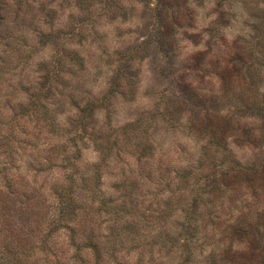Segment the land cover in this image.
I'll list each match as a JSON object with an SVG mask.
<instances>
[{
    "label": "rangeland",
    "instance_id": "rangeland-1",
    "mask_svg": "<svg viewBox=\"0 0 264 264\" xmlns=\"http://www.w3.org/2000/svg\"><path fill=\"white\" fill-rule=\"evenodd\" d=\"M0 13L23 53L6 75L16 87L14 108L0 114V140L6 137L0 141V172L5 162L10 191L14 184L25 189L35 178L45 188L65 179L57 167L32 169L29 160L47 147L42 137L35 146L21 145L10 161L2 154L7 123L24 115L17 104L26 101L27 81L44 74L42 61L65 58L63 71L76 83L58 99L46 100L48 117L60 125L52 136L46 130V140L80 147L78 167L86 177L92 163L107 155L95 200L124 203L144 235L142 245L156 243L151 261L145 249L139 256L141 247L127 240L120 263L177 264V233L190 225L208 238L192 252L191 264H221L219 257L224 264H264V117L254 107L259 102L258 113H264V0H0ZM248 72L260 78L246 86L240 74ZM88 103L94 112L82 130L80 113ZM24 117L23 123L33 124ZM245 131L255 135V144L237 136ZM211 133L224 138L239 161L227 162L238 168L233 181L221 174L227 164L219 160L223 146L208 142ZM145 144L150 157L141 155ZM0 182V226L4 221L6 242L15 248L27 239L16 238L18 198ZM151 229L176 236L175 244L159 246L163 241L152 238ZM61 235L64 244L66 234Z\"/></svg>",
    "mask_w": 264,
    "mask_h": 264
},
{
    "label": "trees",
    "instance_id": "trees-1",
    "mask_svg": "<svg viewBox=\"0 0 264 264\" xmlns=\"http://www.w3.org/2000/svg\"><path fill=\"white\" fill-rule=\"evenodd\" d=\"M18 4L19 8H21L22 4ZM16 15H19V10L16 11ZM7 19L0 13V114L6 108H14L11 106L10 99L16 87L7 81L6 75L8 73L7 69L14 68L11 66L12 63L22 59L23 54H18L13 39L9 35V22ZM64 59L52 57L50 62L42 61L39 65L43 69L44 74L40 75L38 80L30 79L27 81V83L29 82L27 87L29 92L27 93L26 101L18 103L17 108L21 109L24 115H28V119L33 124L30 122L27 124L23 123V119H26L24 115L13 117L7 123V125H10L8 126L7 136L9 139L7 140V151L2 154H6L7 160L10 161L12 159L11 156L20 149L21 145L30 144L35 146V143L37 144L36 140H40V137H42L43 144L45 143L47 147L39 149L35 147L38 149L36 151L37 155L33 157V161L29 160L31 165H33L32 169L35 170V173H39L45 168L57 167L59 172L64 173L65 179L63 181L55 180L45 188L41 182L37 181L38 183H34L37 179L35 178L31 182L32 184L25 183L23 186L26 187L25 189L20 187V185L14 184V190L10 191L9 186L11 185L7 178L10 168L3 162L4 167L0 172V180H5V187L8 186L6 192L9 191L8 193H13L18 198L15 206V214L17 216L16 238L25 234L27 239H25V244L23 241H19L15 248L10 246V243L6 242L5 239V222L3 221L0 226V264H130L129 261L125 262L124 260L120 263L123 257L121 249L127 246V240H130L135 247H141L139 256L142 255V250L145 249L149 254L148 260L154 261L151 251L156 243L151 241L146 245V248L145 244L142 245L145 242L144 235L138 232V226L135 225L137 223H132L129 220L130 211L125 210L124 203H110V199L103 196L95 200L94 192L98 190L102 183V169L108 167L106 163L107 155L104 161L92 163L93 173L91 176L93 179L91 181L89 180L91 176L88 175L86 177L83 170L78 167L82 154L80 147H65L62 140L58 138L46 140L48 139L47 131L52 136L57 128L60 127L54 118L48 117L49 108L46 100L58 99L62 96L65 89H72L76 83L73 74L69 70L68 73L63 71ZM259 78V74L255 72H252V74L250 72L240 74V79L246 86ZM4 87L6 88L3 89ZM254 107L256 114L264 117V113H258L263 109L259 102L255 103ZM93 110L94 107L90 103L81 109L80 115H82L79 122L82 125V130H86L87 119L92 117ZM38 111L43 113L39 117L31 119L33 114ZM75 119H69L71 131L73 130ZM262 128L264 129V126ZM237 136L247 137L250 142L252 139V143L255 144V135L253 134L252 136L249 131L243 132L242 135L237 133ZM1 140H6V137H2ZM67 140H70V138L65 139V141ZM208 142L223 146L218 147L223 150L219 157L221 162L239 163L226 145L223 144L225 143L224 138L220 135L216 136L211 133ZM3 145L0 144V148L5 147ZM140 148L142 156H146L149 153V157L152 155L151 151L148 152L151 150L148 145L145 144ZM221 162H218L217 165L220 166ZM243 169L251 171L257 168L244 167ZM221 170H223L221 172L223 176H230L231 179H234L238 174L237 166L232 167L228 163ZM261 171L262 167L258 165V174ZM77 175L78 177L76 178ZM129 177H133V174ZM133 178L137 179L136 177ZM218 183L220 184L221 181H218ZM2 195L0 194V197ZM150 216L151 214L145 215L144 220H147ZM151 218L156 220V217ZM122 219L123 221H121ZM104 223L107 226L102 228ZM23 228H25V231ZM183 228L177 233L179 241H182L178 247V252L180 253V250L182 252L179 254L181 257L177 264H191L192 252L202 249L203 243L208 238L201 239L203 234L199 236L197 231L190 225L188 226V231H186V227ZM151 230V232L155 230L154 234L151 235L152 238L160 240V242L163 241L159 246L165 247L168 243L172 246L175 244L176 236H169L167 231L161 229ZM61 233L66 234L64 244L59 241L60 236H62ZM105 233L108 234L104 235ZM104 238H106L105 242L102 241ZM24 245H26L25 249ZM237 256L238 254L234 252L233 257ZM216 261L224 264L226 260L219 257L216 258ZM136 264H143V262L138 260Z\"/></svg>",
    "mask_w": 264,
    "mask_h": 264
}]
</instances>
